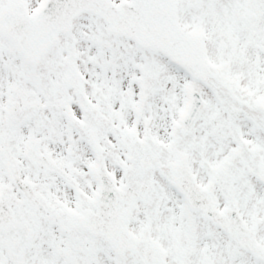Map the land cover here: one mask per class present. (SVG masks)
Listing matches in <instances>:
<instances>
[{"label":"snow or ice","instance_id":"6c2138e0","mask_svg":"<svg viewBox=\"0 0 264 264\" xmlns=\"http://www.w3.org/2000/svg\"><path fill=\"white\" fill-rule=\"evenodd\" d=\"M0 264H264V0H0Z\"/></svg>","mask_w":264,"mask_h":264}]
</instances>
